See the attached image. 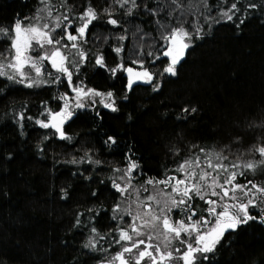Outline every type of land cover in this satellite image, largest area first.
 <instances>
[{
	"label": "trees",
	"instance_id": "trees-1",
	"mask_svg": "<svg viewBox=\"0 0 264 264\" xmlns=\"http://www.w3.org/2000/svg\"><path fill=\"white\" fill-rule=\"evenodd\" d=\"M147 2L155 6L153 0ZM158 2L163 6L168 0ZM232 2L223 5V0H209L215 20H208L203 8V15L185 12L181 17L185 26L194 30L202 25L204 34L187 50L178 74L157 76L158 90L142 82L125 92L124 73L111 78L95 65L94 55L102 52L110 67L122 57L125 65L143 59L144 68L162 71L168 60L162 55L159 59L147 55L149 51H162L156 17L142 9L131 16L124 15L126 10H118L113 16L121 24L111 25L102 10L112 0H52L53 15H67L73 21L89 3L101 14V19L90 26L83 45L89 53L88 63L81 65L73 80H84L88 87L102 91L114 89L119 110L98 103L94 108L80 109L65 124L72 138L60 139L52 135V129L41 127L29 117H39L44 110L42 102L54 110L62 105L58 97L68 89L66 77L58 84L39 87L0 77V264L107 263L125 242H115L119 239L118 226L126 228L128 217L124 214L123 221L113 219V205L120 202L123 208L124 198L112 187V179L123 174L114 169H123L129 155L139 164L133 172L135 186L148 177L164 179L172 175L194 153L203 156L201 147L209 154L223 151L228 157L225 162L260 159L249 149L261 142L264 129L252 130L247 124L254 118L259 122L264 113V0H239L241 10L233 19L217 23L220 16L216 5L228 7ZM65 3L66 7H61ZM249 4L257 7L249 8ZM43 7L40 0H0V27L10 26L17 18H31ZM160 18L176 23L163 14ZM125 30L128 38L121 41L118 37ZM119 46L124 51L117 54L114 48ZM8 47L7 41L0 40V53ZM125 95L127 99H123ZM185 105L198 111L183 113ZM20 112H24L23 121ZM109 136H114L117 143H106ZM86 153L101 163H89ZM73 157L85 160L73 164ZM241 171L245 174L238 176V183L264 181V168ZM196 204L204 206L199 200ZM90 208L98 209V215L96 211L85 212L80 217L82 224L75 226L77 213ZM250 211L259 213L258 208ZM90 215L96 220L91 221ZM93 224L99 235L91 232ZM90 236L96 237L95 248L84 247ZM211 264H264V224L250 221L226 233Z\"/></svg>",
	"mask_w": 264,
	"mask_h": 264
},
{
	"label": "snow or ice",
	"instance_id": "snow-or-ice-1",
	"mask_svg": "<svg viewBox=\"0 0 264 264\" xmlns=\"http://www.w3.org/2000/svg\"><path fill=\"white\" fill-rule=\"evenodd\" d=\"M153 2L155 6L150 7L147 0H141V2L112 0L111 5L102 10L107 15V23L111 25L121 24V20L113 16V13L118 10H126L124 15L131 16L134 11L142 9L156 17L159 39L163 42L162 51L159 53L149 51L147 55L155 59H159L162 55L168 60L162 71L153 72L144 68L143 59H136L125 65L122 57L110 67L102 52L94 55L95 65L105 69L111 78L116 79L118 73H126L125 92H131L134 84L138 82L150 83L154 91L158 90L160 84L155 82L157 76L178 74V65L186 56L187 50L195 42V38H202L204 34L202 25L195 27L194 30L185 26L186 21L181 20L185 12L191 15L197 13L203 15L200 12L203 8L209 14L207 19L215 20V17L211 15L213 9L209 0H199V3L194 0H189L188 3H185V0H168V3L163 6L158 0ZM40 3L44 7L38 9L36 15L31 18H17L10 26L0 27V40L7 41L9 45L7 54L0 53V77L28 87L58 84L62 77H66V86L74 95H69L68 92L60 94L58 98L62 101V105L56 110L47 102H42L44 110L39 117H29V119H35V122L45 129H52L53 136L68 140L72 137L65 131V124L77 114L78 110L94 108L97 103L103 104L105 108L112 111L119 110L114 89L102 91L96 87H88L84 80H80L79 83L73 80L74 75L79 74L81 65L88 63L89 53L83 45L87 43L90 26L94 21L101 19V14L89 3L84 11L76 14L75 21L61 14L55 16L53 22L49 19L53 17L52 0H48L47 3L45 0H40ZM227 4L228 0H223V5ZM216 6L219 8L220 16L217 23L221 20H232L233 16L241 10L239 0H234L228 7L220 4ZM61 7H66V3ZM248 7L255 8L257 5L249 4ZM161 14L175 20V25L171 23V20L162 22ZM25 20L28 22L25 23ZM57 29L60 30L59 34ZM127 38V30L125 34L118 37L121 41ZM114 51L119 54L124 51V48L123 46L115 47ZM33 53L38 54L33 55ZM46 61L50 62L55 73L48 71L45 67ZM123 99H127V95ZM197 111L196 107L189 105H185L182 109L183 113ZM97 115H99L98 112ZM24 118V112H20L19 119L23 121ZM247 127L252 130L257 127L264 129V113L261 114L259 122L254 118L248 122ZM44 139L47 140L48 137ZM236 139L239 140L240 137ZM259 140L261 142L253 145L249 151L258 153L260 159L242 162L244 169L255 172L258 168H264V137H260ZM108 142L113 145L117 143L114 136H109L106 143ZM192 147L196 148L197 145ZM40 150L43 151L42 146ZM199 152L203 156L194 153L193 157L183 160L172 175H167L164 179L148 177L137 187H134L132 182L135 179L133 172L139 168V164L130 155L126 157L128 164L123 169L119 167L114 169L115 172L124 174L119 177L122 183L115 178L112 179V187L120 193L122 198L125 195L130 198L129 189H132L136 194L137 204L146 211L137 210L133 214L130 203L123 208L120 202L113 205L114 220L123 221L126 214L132 218L133 222L128 228L118 226L119 239L115 242L119 244L121 241H127L128 243L123 244L121 250L117 251L107 264H113L114 261H118L119 264H200L201 261H207L211 264L212 255L217 251V246L221 244L226 233L235 232L241 226L248 225L250 221L264 224V186L252 180L243 184L238 183L237 177L245 173L239 170V164L224 163L228 157L223 154V151L209 154L208 150L201 147ZM86 157L89 163H101L99 160L93 161L87 153ZM84 160L85 157H80L79 160L73 157L70 163H82ZM149 185L153 186L151 193L143 200L140 199L141 189L149 192ZM158 185H163V188L157 190ZM61 191L64 196L68 195L65 189ZM92 195L95 196L96 193L93 192ZM197 200L204 206L200 207L196 204ZM145 201H154L156 207ZM250 208H258L259 213L253 215ZM93 211H96L98 215L99 210L92 208L78 212L75 226L82 224L80 217L84 216L85 212L90 214ZM173 213L181 218L175 219ZM89 219L95 221L96 216L90 215ZM91 232L99 235V229L94 224ZM144 236L147 239L142 238ZM154 238L160 242L153 243ZM173 242L178 243L179 247H174ZM96 243V237L90 236L84 247L95 248ZM141 245L144 247L141 248Z\"/></svg>",
	"mask_w": 264,
	"mask_h": 264
},
{
	"label": "rangeland",
	"instance_id": "rangeland-1",
	"mask_svg": "<svg viewBox=\"0 0 264 264\" xmlns=\"http://www.w3.org/2000/svg\"><path fill=\"white\" fill-rule=\"evenodd\" d=\"M55 16H57V15H53V17L52 18H49V19H51L53 22H54V19H55ZM28 21L26 20L25 21V23H27ZM57 31V34H59V32H60V30L59 29H57L56 30ZM65 42H67V41H65ZM68 43H70V42H68ZM2 53H5V54H7V50L6 51H4V52H2ZM38 53H33V55H37ZM70 59H71V57H70ZM45 67L48 69V71H51V72H53V73H55V70L54 69H52L51 68V66H50V62H45ZM68 88V87H67ZM65 92H68L69 93V95H74L73 93H71V90H70V88H68ZM64 93V92H63ZM61 104H62V101H61ZM99 105H101L102 107H104L103 106V104H101V103H98ZM251 160V159H250ZM252 161V160H251ZM242 162H248V161H246V160H235V161H231V162H225L224 161V163H229V164H239L240 165V168H239V170L241 171V169H243V164H242ZM247 172H250V170H247V169H245ZM262 170H263V168H262ZM124 174V173H123ZM123 174H121V175H123ZM120 174L117 176V181L118 182H121L122 183V181H119V177L121 176ZM239 178L237 177V180H238ZM246 183V182H245ZM257 184H260V185H262V186H264V181H262V182H260V183H257ZM133 186L134 187H137V186H135L134 184H133ZM250 186V185H249ZM152 185H150V186H148V188H149V192H144L143 191V189H141V192H140V199H142L143 200V198L144 197H146L147 195H149L150 193H151V191H152ZM160 188H163V185H158L157 186V190H159ZM166 191L168 190V189H165ZM129 193L131 194V196H130V198H129V196L128 195H125L123 198H124V201H123V203H124V207H127L128 206V204L130 203V205H131V209H132V211H133V214H135V212L137 211V210H140V211H146L145 209H142L141 207H140V205H138L137 204V202H136V194H135V192H133L132 191V189H129ZM128 202V203H125V202ZM145 203H152L153 204V207L155 208L156 206H155V202L154 201H151V202H149V201H145ZM173 216H174V218L175 219H179V218H181V217H179V216H177L175 213H173ZM127 219H128V221H127V227L126 228H128V226L133 222L132 221V218L130 217V216H128L127 215ZM136 237H134V239H135ZM142 238H144V239H147V237L146 236H144V237H142ZM160 241H158V240H156L155 238L153 239V243H159ZM126 243H128L127 241H125L124 242V244H126ZM174 243V247H179V244L178 243H176V242H173ZM144 246L143 245H141V248H143ZM135 251V250H134ZM115 255H113V256H111L110 257V260L112 259V257H114ZM104 264H107V263H104ZM113 264H119V262L118 261H114L113 262Z\"/></svg>",
	"mask_w": 264,
	"mask_h": 264
},
{
	"label": "water",
	"instance_id": "water-1",
	"mask_svg": "<svg viewBox=\"0 0 264 264\" xmlns=\"http://www.w3.org/2000/svg\"><path fill=\"white\" fill-rule=\"evenodd\" d=\"M124 75L126 76V73H124ZM138 83H142V82H138Z\"/></svg>",
	"mask_w": 264,
	"mask_h": 264
}]
</instances>
